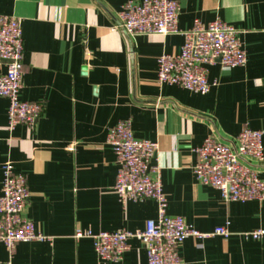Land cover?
Segmentation results:
<instances>
[{"label": "crops", "instance_id": "obj_1", "mask_svg": "<svg viewBox=\"0 0 264 264\" xmlns=\"http://www.w3.org/2000/svg\"><path fill=\"white\" fill-rule=\"evenodd\" d=\"M126 1L0 0V14L20 20L21 98L44 107L35 125L10 130L9 102L0 97V193L3 167L11 163L27 179L25 216L50 237L17 243L11 263L148 264L138 239L109 261L92 239L74 237L77 229H143L157 218L153 199L123 205L114 190L118 163L107 136L130 119L135 137L159 144L151 166L160 169L168 213L202 232L230 231L185 239L179 264H264V239L243 234L264 228V199L224 200L193 172L194 148L207 136L231 143L244 127L264 131V0H177L181 29L220 17L238 29L247 55L244 66L210 65L207 77L216 84L205 94L157 82V57L179 53L184 37L121 32L116 17ZM258 168L264 179V162ZM7 259L0 243V262Z\"/></svg>", "mask_w": 264, "mask_h": 264}, {"label": "built area", "instance_id": "obj_2", "mask_svg": "<svg viewBox=\"0 0 264 264\" xmlns=\"http://www.w3.org/2000/svg\"><path fill=\"white\" fill-rule=\"evenodd\" d=\"M116 28L135 36L179 34L184 37L179 53H162L157 57V82L174 84L205 94L216 84L209 82L208 67L220 64L224 69L244 66L247 55L238 38V29L216 17L209 23L196 19L189 29L179 27L177 0H128L116 17ZM24 43L20 20L0 14V97L8 100V128L19 124L35 125L43 114V103L21 98ZM264 131L244 127L231 143L207 136L194 148L197 154L193 166L198 183L216 188L224 200L247 201L264 199V179L259 166L264 162L262 138ZM107 143L118 163L114 190L120 202L153 199L157 218L149 219L143 229L93 232L77 229L76 239H92L97 255L109 261L120 260L130 248L129 241L140 240L147 253L148 264H179V247L185 239H205L214 235L229 236L226 226L202 232L187 224L181 215L168 213V198L163 191L159 167L151 166L159 151L157 141L135 137L130 119H124L109 129ZM30 198L24 173L13 164L3 167L0 193V243L9 252V259L0 264H12L11 257L19 242L50 240L38 231L25 216ZM252 239H264V228L243 233Z\"/></svg>", "mask_w": 264, "mask_h": 264}, {"label": "water", "instance_id": "obj_3", "mask_svg": "<svg viewBox=\"0 0 264 264\" xmlns=\"http://www.w3.org/2000/svg\"><path fill=\"white\" fill-rule=\"evenodd\" d=\"M84 69H86V67H84Z\"/></svg>", "mask_w": 264, "mask_h": 264}]
</instances>
